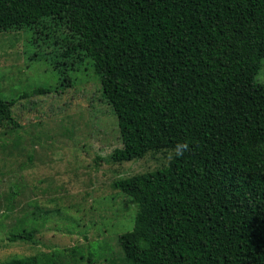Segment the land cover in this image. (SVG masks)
<instances>
[{
  "label": "trees",
  "instance_id": "16d2710c",
  "mask_svg": "<svg viewBox=\"0 0 264 264\" xmlns=\"http://www.w3.org/2000/svg\"><path fill=\"white\" fill-rule=\"evenodd\" d=\"M24 30L62 71L91 60L116 115L111 187L136 205L124 264H264V0H0V34ZM51 92L0 97V130L19 125L18 99ZM150 154L161 168H113ZM37 231L8 240L35 243Z\"/></svg>",
  "mask_w": 264,
  "mask_h": 264
},
{
  "label": "rangeland",
  "instance_id": "374dc122",
  "mask_svg": "<svg viewBox=\"0 0 264 264\" xmlns=\"http://www.w3.org/2000/svg\"><path fill=\"white\" fill-rule=\"evenodd\" d=\"M31 40L27 30L0 34V97L52 89L18 99L12 109L19 125L0 130V263L61 250L51 264H124L119 237L133 230L136 205L125 209L111 187L106 163L122 146L116 115L91 60L62 71ZM66 75L74 86L65 89ZM256 81L264 83V60ZM165 161L150 154L113 168L131 175ZM24 228L38 229L35 243L8 240Z\"/></svg>",
  "mask_w": 264,
  "mask_h": 264
},
{
  "label": "clouds",
  "instance_id": "9594fccd",
  "mask_svg": "<svg viewBox=\"0 0 264 264\" xmlns=\"http://www.w3.org/2000/svg\"><path fill=\"white\" fill-rule=\"evenodd\" d=\"M180 154H182V153H178L177 155H180Z\"/></svg>",
  "mask_w": 264,
  "mask_h": 264
}]
</instances>
